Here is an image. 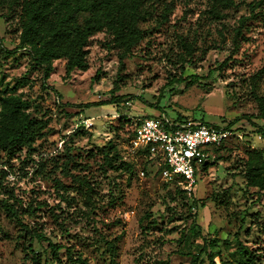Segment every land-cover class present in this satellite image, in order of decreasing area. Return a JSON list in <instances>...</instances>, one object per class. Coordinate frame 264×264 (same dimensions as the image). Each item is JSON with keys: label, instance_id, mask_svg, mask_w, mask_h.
<instances>
[{"label": "rangeland", "instance_id": "374dc122", "mask_svg": "<svg viewBox=\"0 0 264 264\" xmlns=\"http://www.w3.org/2000/svg\"><path fill=\"white\" fill-rule=\"evenodd\" d=\"M19 1L0 0V131L16 98L26 105L15 114L36 124L32 150H0V200L89 264H194L187 252L201 237L216 239L214 249L228 259L238 238L255 251L254 264H264V191L244 177L249 157L258 152L264 160L257 99L264 74L256 75L264 0L254 14L255 0H144L145 34L129 52L99 30L85 46L83 69L66 74L65 57L51 58L46 82L30 45L19 46ZM241 17L248 18L237 36ZM159 114L232 123L243 136L215 151L188 195L126 139L137 117ZM192 222L200 235L191 233ZM31 250L42 264L67 263L65 248L54 257L45 239L30 240L0 204V264H31Z\"/></svg>", "mask_w": 264, "mask_h": 264}, {"label": "trees", "instance_id": "16d2710c", "mask_svg": "<svg viewBox=\"0 0 264 264\" xmlns=\"http://www.w3.org/2000/svg\"><path fill=\"white\" fill-rule=\"evenodd\" d=\"M261 2L263 0L253 1L250 4V12L254 14L255 7ZM232 3L233 0L226 1L227 5ZM19 7V25L21 28L19 46L30 45L29 52L32 59L44 66L43 79L45 82L51 70V66L48 64L51 58L65 57L66 74H69L74 69H83L86 66L85 46L90 36L99 30H108L113 40L123 46L125 51L129 52L132 46L137 44L145 34V31L139 27L140 20L145 19L150 14L144 5V0H20ZM246 18L248 17L239 19L241 24L235 29V35H241L240 26H242ZM260 74H264V56L261 67L256 72V75ZM180 80L178 78L176 81ZM53 90L59 97L60 94L55 89ZM257 99L259 110L261 111L260 116H262L264 122V96H257ZM109 102L111 101H101L100 103ZM25 105L26 102L20 98H16L8 105L11 113L9 127L0 131V150L11 153L21 146H26L28 150L33 149L31 142L33 140L32 128L36 124L35 120L27 117L20 118L15 114ZM183 118L185 117L178 116L174 119L181 120ZM231 125L232 123H229L226 127L232 128ZM239 131L242 130L239 129ZM258 131L264 134L263 128H259ZM130 136L131 133L126 139L129 140ZM108 143L110 145V141ZM116 154L114 152L113 155ZM106 155H104V160L108 161L109 157ZM260 156L261 154L256 152L249 157L244 177L247 186L264 191V160ZM148 161L150 162L149 159ZM207 166L208 164H204L202 169L204 170ZM126 167L130 169L131 165L128 163ZM156 173H159V167H156ZM80 182L85 183V180L80 179ZM166 182L174 183L180 188L178 191H184L176 181ZM85 192L86 199H88L90 196L88 187ZM0 204L7 215L15 219L25 233L29 234L30 240L34 238L45 239L54 257H57L61 248H65L66 264H89L84 257L80 255L74 256L69 247L53 243L43 234L28 228L21 221L12 203L1 199ZM203 205L204 203L202 202L201 206ZM190 230L191 233L201 234L200 226L194 222L191 223ZM183 236H186V234H183ZM201 238L202 241L196 243L195 250L187 252L191 255V260H193L194 264H203L204 262H207V264H254L255 262V251L243 244L238 238L236 248L232 251L231 259L222 257L220 251L214 249L218 244L216 239ZM106 244L107 247H112V242L108 241ZM29 259L31 264H42L40 257L34 250H31ZM112 262L111 253L110 263ZM160 264L168 263L162 261Z\"/></svg>", "mask_w": 264, "mask_h": 264}, {"label": "built area", "instance_id": "2783aa9c", "mask_svg": "<svg viewBox=\"0 0 264 264\" xmlns=\"http://www.w3.org/2000/svg\"><path fill=\"white\" fill-rule=\"evenodd\" d=\"M130 133V148L146 155L165 181H176L188 195L203 165L215 161V149L234 136H243L242 131L226 126L192 118L176 120L165 114L137 117Z\"/></svg>", "mask_w": 264, "mask_h": 264}]
</instances>
